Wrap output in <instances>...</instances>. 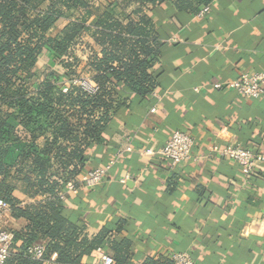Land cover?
<instances>
[{
	"label": "crops",
	"instance_id": "crops-1",
	"mask_svg": "<svg viewBox=\"0 0 264 264\" xmlns=\"http://www.w3.org/2000/svg\"><path fill=\"white\" fill-rule=\"evenodd\" d=\"M154 16L163 71L154 101L134 102L114 118L90 163L109 166L106 178L80 185L66 209L92 231L122 221L130 264L175 252L195 264H264V162L244 178L212 151L230 145L264 155V99L243 100L225 87L242 72L264 70V0H213L203 17L166 6ZM175 131L192 137L196 160L171 167L144 154ZM102 252L84 264H99Z\"/></svg>",
	"mask_w": 264,
	"mask_h": 264
},
{
	"label": "trees",
	"instance_id": "trees-1",
	"mask_svg": "<svg viewBox=\"0 0 264 264\" xmlns=\"http://www.w3.org/2000/svg\"><path fill=\"white\" fill-rule=\"evenodd\" d=\"M212 1L0 0V200L19 224L6 227L3 264H40L28 253L34 245L44 260L56 256L51 264H84L98 250L130 264L122 221L92 231L60 195L96 169L95 150L117 115L153 103L163 76L154 12L197 15Z\"/></svg>",
	"mask_w": 264,
	"mask_h": 264
},
{
	"label": "built area",
	"instance_id": "built-area-1",
	"mask_svg": "<svg viewBox=\"0 0 264 264\" xmlns=\"http://www.w3.org/2000/svg\"><path fill=\"white\" fill-rule=\"evenodd\" d=\"M208 11L209 6H205L197 13V16L203 17ZM80 85L87 91H93V85L86 80H82ZM217 87L220 86L218 85ZM225 87L234 91L243 100L264 99V70L261 72H242L235 80L228 82ZM63 90L66 91V88ZM150 111L154 112L155 108L152 107ZM193 146L194 141L191 136L184 132L175 131L169 135L161 149L157 151L148 149L145 150L144 154H157L171 167H176L196 160L193 156ZM125 151H131L130 147H126ZM212 151L216 153L219 158L236 164L244 178H248L252 175L257 163L264 162V155L239 146H214ZM108 170L109 166L88 171L81 177L80 185L94 187L100 184L106 178ZM120 182L124 183L125 180H121ZM76 192L77 188L72 184H68L64 193L60 195V198L63 199L65 196L75 194ZM10 221L9 206L4 201L0 200V264H3L10 253L12 234L6 230V225ZM28 253L32 259L38 261L40 264H51L52 262L51 260L43 259L44 248L42 245L32 246ZM170 259L173 264H195L190 255L186 252H175L170 256ZM99 261V264H113L112 257L103 252L100 255Z\"/></svg>",
	"mask_w": 264,
	"mask_h": 264
},
{
	"label": "rangeland",
	"instance_id": "rangeland-1",
	"mask_svg": "<svg viewBox=\"0 0 264 264\" xmlns=\"http://www.w3.org/2000/svg\"><path fill=\"white\" fill-rule=\"evenodd\" d=\"M9 226V223L6 225V227Z\"/></svg>",
	"mask_w": 264,
	"mask_h": 264
}]
</instances>
